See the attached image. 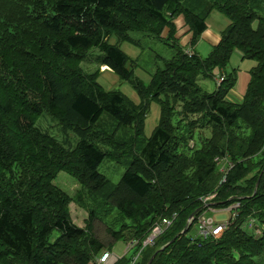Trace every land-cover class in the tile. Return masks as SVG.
Returning a JSON list of instances; mask_svg holds the SVG:
<instances>
[{
    "label": "trees",
    "instance_id": "trees-1",
    "mask_svg": "<svg viewBox=\"0 0 264 264\" xmlns=\"http://www.w3.org/2000/svg\"><path fill=\"white\" fill-rule=\"evenodd\" d=\"M252 1L0 0V264H97L127 236L141 248L163 219L172 224L135 264H148L156 252L152 264H259L264 254V17ZM215 10L230 20L220 43L205 58L189 54L176 37L175 20L184 18L194 48ZM134 32L175 50L149 83L128 67L133 60L119 47L140 43L131 37ZM113 36L117 44L110 42ZM94 48L102 52L99 69L86 73L81 63ZM234 50L257 62L238 103L228 98L237 70L225 74L212 93L199 85L200 78H214L216 69H224ZM102 67L130 83L140 102L106 90L98 82ZM153 102L160 105V117L146 137ZM45 113L78 137L75 148L36 127ZM107 121L115 124L110 135L100 130ZM122 127L132 133L120 136ZM126 158L118 184L98 170L106 159ZM224 160L232 164L227 171H222ZM61 172L81 184L75 199L55 184ZM212 195L208 204L214 209L238 203L237 217L217 238L202 239L196 236L197 221L206 210L203 199ZM72 202L88 211L86 227L72 221ZM114 209L123 221L118 230L103 221ZM96 220L108 237L97 233ZM55 231L59 235L51 241ZM131 262L123 256L117 264Z\"/></svg>",
    "mask_w": 264,
    "mask_h": 264
},
{
    "label": "rangeland",
    "instance_id": "rangeland-1",
    "mask_svg": "<svg viewBox=\"0 0 264 264\" xmlns=\"http://www.w3.org/2000/svg\"><path fill=\"white\" fill-rule=\"evenodd\" d=\"M251 6L255 9V11L264 17V0H253L251 2ZM212 16H220L221 18H227L221 12L215 10L213 11ZM182 17V16H180ZM213 17H209L208 21ZM179 17L175 20L181 26ZM228 19V18H227ZM229 20V19H228ZM230 21V20H229ZM258 21L254 23V27H257ZM166 32L164 36H166ZM186 36V35H184ZM131 37L134 40H140V43L134 44L131 42H122L119 43V47L133 60L128 67L133 68L135 75L143 80L146 83H149L152 75L156 72L158 68L164 67V59L169 60L175 55V50L165 44L162 41L157 40L154 37L149 35H145L143 33L134 32L131 33ZM180 41V36H176ZM183 37V36H181ZM201 39V38H200ZM198 41L194 48L191 46L185 47L187 50L195 51L196 53H200L198 46L203 42V39ZM112 44H117V38L113 36L110 40ZM171 43H174L172 41ZM192 48V49H191ZM212 51V50H211ZM210 51V52H211ZM190 52V51H186ZM209 52V53H210ZM208 54H202L203 58L207 57ZM102 55V52L99 49H92L88 55V57L81 63V68L86 73H93L99 69V65L96 63V60L99 56ZM257 65L256 61L250 59H242L241 54L238 50H234V53L230 59V62L224 69H216L215 77L210 79H199V85L207 92L212 93L217 89L218 84L221 82L222 77L226 76L225 74H230L233 70H237L236 73V86H235V94L237 97H241V95L245 93L248 82L250 81V70ZM98 82L106 89V90H117L124 93L131 100L136 103L140 102L139 95L137 91L128 83L127 81L121 80L115 73L108 70L106 67L101 68V74L98 78ZM231 95V93H230ZM229 95V97H230ZM242 95V97H243ZM231 101V100H230ZM240 102V101H239ZM107 115H103L102 120L107 119ZM160 117V105L157 102H153L151 104L150 111L146 120L145 127V135L146 137L151 136L153 130L156 128L159 122ZM100 130L106 132V134H112L115 129V124H112L110 121H107ZM36 127L41 130L48 132L50 135L54 136L62 143L66 148H75L78 142V137L71 131H65L63 127L51 117L49 114H43L36 122ZM120 136H126L127 134H131L132 131L130 128L122 127L120 130H117ZM191 145H193L191 141ZM101 148L105 149V147L100 144ZM130 158H126L122 162L104 160V162L99 167V172L108 178L113 184H118L121 180L123 174L125 173ZM55 184L58 185L61 189L66 191L72 198H76L78 194L82 191V186L76 180H74L70 175L65 172H61ZM86 201L89 205H93V200L90 198H86ZM70 215L72 221L78 225L79 227H86L87 220L89 218L88 211L80 207L77 203L72 202L69 206ZM218 212L216 214L217 221H225L229 218V216L225 213H222V209H217ZM118 212L114 209L108 217H103V221H105L107 226L112 225L113 229L118 230L120 225L123 223L120 219H118ZM215 215V214H211ZM126 223H130L129 220H125ZM97 233L100 232L102 236L105 238L108 237V234L105 230V227L102 223L96 220L95 222ZM194 228L191 230L190 235H193ZM59 235L58 231L53 233L51 241H54ZM129 242V236L126 239H123L114 244L112 250H110L114 255L118 258H122L124 256V251H126L127 244ZM128 257H134L135 251L132 249L127 252ZM259 264H264V254L257 259Z\"/></svg>",
    "mask_w": 264,
    "mask_h": 264
},
{
    "label": "built area",
    "instance_id": "built-area-1",
    "mask_svg": "<svg viewBox=\"0 0 264 264\" xmlns=\"http://www.w3.org/2000/svg\"><path fill=\"white\" fill-rule=\"evenodd\" d=\"M224 78H222L221 81H223ZM224 167H222V171H227L229 168L232 167V164L229 163L227 160H224ZM228 167V169H226ZM215 196H209L207 198H204V203L206 210L205 212L198 218L197 226H196V236L202 238V239H208V238H217L220 236L223 232L229 229V226L231 225V221H235L237 215L235 210L239 207V204H233L229 208L222 209V213H225L229 216V218L225 221H217L216 209L211 208L208 205V202L212 200ZM211 214H215L214 216ZM176 217V214H174L173 218ZM192 221V220H191ZM190 221V222H191ZM172 224V219H163L161 222H157L154 227L152 228L149 235L142 241V247L137 248L138 240L132 239L129 240L126 251H124V256H127V252L130 250H135V255L132 257L131 264H135L138 259L141 257L143 250L146 247L153 246L156 239L164 232L165 229H167ZM252 225L250 224V228ZM120 258H118L116 255H114L110 250H106L102 253L100 258L98 259V264H117Z\"/></svg>",
    "mask_w": 264,
    "mask_h": 264
},
{
    "label": "crops",
    "instance_id": "crops-1",
    "mask_svg": "<svg viewBox=\"0 0 264 264\" xmlns=\"http://www.w3.org/2000/svg\"><path fill=\"white\" fill-rule=\"evenodd\" d=\"M212 14L213 12L210 14V16L213 18H211L210 21L207 20V29L201 36V39H203V42L198 46L202 54H208L215 46H217L220 43L223 31L230 25V21L227 18L225 19V18H221L220 16H212ZM179 20H180L181 26L179 25L178 22L175 21L177 28H178L177 35L180 36V39H183L182 41H180L182 46H185V47L190 46L189 42H190L192 33L189 32V27L185 24L184 18L179 17L178 21ZM187 51H192V50H187ZM197 54L200 55L201 57L203 56L200 53H197ZM241 58H242V54H241ZM242 95L241 97H237L235 94V91L233 90L231 92L230 97L228 98L232 102L238 103L239 101L242 100L243 98Z\"/></svg>",
    "mask_w": 264,
    "mask_h": 264
},
{
    "label": "water",
    "instance_id": "water-1",
    "mask_svg": "<svg viewBox=\"0 0 264 264\" xmlns=\"http://www.w3.org/2000/svg\"><path fill=\"white\" fill-rule=\"evenodd\" d=\"M259 182H260V181H258L257 184H256V188H255L254 194L257 193V189H258V186H259ZM195 215H196V214L194 213V214L191 216L190 219L193 220V219L195 218ZM189 223H190V222H189ZM188 227H189V226H187V227L183 230V232H182L181 234H185V233L188 231ZM174 241H175V239L172 240L169 244H167V245L164 246L163 248H161L159 251L164 250L167 246H169L170 244H172ZM157 253H158V252H156V253L151 257V259L149 260L148 264H152V263H153V260H154V258L156 257Z\"/></svg>",
    "mask_w": 264,
    "mask_h": 264
},
{
    "label": "clouds",
    "instance_id": "clouds-1",
    "mask_svg": "<svg viewBox=\"0 0 264 264\" xmlns=\"http://www.w3.org/2000/svg\"><path fill=\"white\" fill-rule=\"evenodd\" d=\"M186 50V49H185ZM187 51V50H186ZM189 54H192L193 52L192 51H190V52H188Z\"/></svg>",
    "mask_w": 264,
    "mask_h": 264
}]
</instances>
